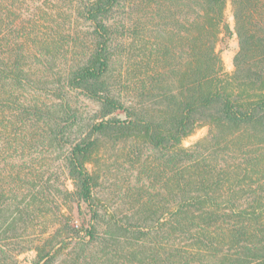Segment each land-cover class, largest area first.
I'll use <instances>...</instances> for the list:
<instances>
[{"label":"trees","instance_id":"1","mask_svg":"<svg viewBox=\"0 0 264 264\" xmlns=\"http://www.w3.org/2000/svg\"><path fill=\"white\" fill-rule=\"evenodd\" d=\"M230 1L239 48L226 76L227 0H83L73 31L0 0V264L38 227L18 250L33 264L72 243L68 264H264V0ZM73 93L96 108L83 115ZM201 125L212 148L183 147ZM231 140L233 164L216 154ZM107 143H129L151 184L122 216L97 193ZM26 150L57 151L71 188L47 167H1Z\"/></svg>","mask_w":264,"mask_h":264},{"label":"rangeland","instance_id":"2","mask_svg":"<svg viewBox=\"0 0 264 264\" xmlns=\"http://www.w3.org/2000/svg\"><path fill=\"white\" fill-rule=\"evenodd\" d=\"M79 1L83 0H10L12 7L21 6L22 18L24 20L36 21L39 25L52 26V19L55 23L63 24L64 29L67 31L81 30L84 27V23L76 15V10L79 5ZM86 1V0H85ZM125 8L120 3L114 13L113 24L120 25L123 21L125 14ZM224 24L228 26L229 31L221 30L216 42V52L219 55L223 63V74L229 75L234 69L233 57L237 52L239 45L238 39L234 32V18L232 11V3L227 0L224 9ZM48 20V21H47ZM83 23V24H82ZM29 25L28 22L24 23ZM50 24V25H49ZM120 30L116 32L113 39V45L120 43ZM116 69L119 70V61L121 58L117 55ZM119 68V69H118ZM73 104L78 107L80 112L88 114L96 108L94 102L87 99L84 95L73 93ZM236 141V140H235ZM249 139L243 140L242 143H249ZM213 140H211V131L208 125H201L195 128V130L182 141V146L190 148L197 146V148H212ZM237 144L232 142L221 143L216 147V154L219 159L225 157L228 163H236L239 159L240 151ZM202 149V150H203ZM137 153V152H136ZM129 147V143H117V144H104L99 154V160L93 164L94 170L100 175V183L97 188V193L101 199V210L105 211L108 215L115 211L118 215L128 214L131 211V206L134 201L140 197V194H144L146 189L150 186L148 178L146 179L141 172L137 161V154ZM60 154L57 151H43L41 153H27V150L19 156H12L8 159L10 165L1 163V167L5 164L7 171L14 166L21 167L22 169L37 168L45 169L47 167L46 175L52 170L57 171V177L59 181H63L68 188H71L70 181L65 177V174L60 170V160L58 158ZM160 153L155 154V157H159ZM13 164L14 166H12ZM49 169V170H48ZM152 175V174H151ZM40 234L39 227L31 228L24 236L23 243L19 245L7 243V247L10 249L11 264H33L34 251L32 249H25L22 252H18L23 245H30L28 240L38 238ZM74 243L68 245L62 250L54 260L53 264H68V258L74 255L77 249ZM24 247V246H23ZM64 253H69V256L65 258Z\"/></svg>","mask_w":264,"mask_h":264}]
</instances>
